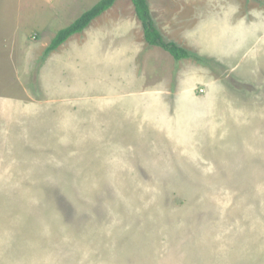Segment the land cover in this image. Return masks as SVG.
<instances>
[{"label":"rangeland","instance_id":"374dc122","mask_svg":"<svg viewBox=\"0 0 264 264\" xmlns=\"http://www.w3.org/2000/svg\"><path fill=\"white\" fill-rule=\"evenodd\" d=\"M63 1L0 0V264H264V0H149L199 60L127 93L133 6Z\"/></svg>","mask_w":264,"mask_h":264},{"label":"trees","instance_id":"16d2710c","mask_svg":"<svg viewBox=\"0 0 264 264\" xmlns=\"http://www.w3.org/2000/svg\"><path fill=\"white\" fill-rule=\"evenodd\" d=\"M119 0H100L90 10L83 13L70 26L58 31L55 38L46 49L47 53L57 50L70 37L83 32L96 18L112 8ZM136 14L142 22L145 40L150 46L160 47L168 52L176 61L198 57L191 54L186 48L174 41L168 40L158 29L153 18L148 0H132Z\"/></svg>","mask_w":264,"mask_h":264},{"label":"crops","instance_id":"0c3cea01","mask_svg":"<svg viewBox=\"0 0 264 264\" xmlns=\"http://www.w3.org/2000/svg\"><path fill=\"white\" fill-rule=\"evenodd\" d=\"M59 1H63V0H59ZM124 0H119V2H117V3H115L114 4V6L111 8V9H109V10H107L106 11V13H103L101 16H99L98 18H96L83 32H85V33H83L84 35H83V40L84 41H86V40H88L89 42H94L95 40H91V39H89V38H91L92 36H93V33H94V30H96V31H98L96 34H100L99 32H102V30H101V25H102V23H100V22H102V20L104 19V17L105 16H109L110 14H114V12H112V9H115V8H117V5L119 4V3H121V4H119L120 5V7H122V8H124L123 6H124V4H128V5H130V7L131 6H133V8H134V11H135V7H134V4H133V2H132V0H125V2H123ZM64 2V1H63ZM148 2H149V0H148ZM97 4V3H96ZM149 5H150V3H149ZM75 5H73V8H75L74 7ZM57 8H56V10L55 11H61V12H64V13H66L68 10H65L66 8H65V6H60V5H57L56 6ZM150 8H151V6H150ZM91 9V8H90ZM121 9V8H120ZM57 11V12H58ZM151 11H152V9H151ZM129 12V11H128ZM128 12L126 13V15H128ZM121 13H125V12H121ZM129 14H130V12H129ZM132 14V13H131ZM135 14H136V11H135ZM125 15V14H124ZM152 15H153V11H152ZM136 16H137V14H136ZM131 19H133V16L131 15ZM137 18H138V16H137ZM153 18H154V20H155V22L157 23V21H156V19H155V17H154V15H153ZM134 20V19H133ZM169 22L167 23L168 25H170L171 27H173V26H176V25H173V23H172V20H171V18H168L167 19ZM138 21L140 22V24L139 23H136V25H135V27L137 28V30H134V29H132L131 31H134L135 32V34L137 33V35H139L140 37H142L143 38V40H142V42L140 43V47L137 45V43H136V41H135V37L133 36L131 39H124L126 42H129L130 44H131V47L130 48H133V50H132V52L134 53V56H133V60H134V62L136 63H138V64H142V66L144 65V69L141 71L140 69H133L132 68V64H133V61H132V59L131 58H127V59H123V60H119V62L117 63H115V64H121V65H123V64H127V66H123L121 69H119V72L116 74L117 76H115L116 77V81H114L115 82V85L116 86H120V90H121V92L120 93H127V92H132V90L137 86V80H138V78H139V75H141V79H142V82H146L147 83V81H144V79H146V80H149V81H151L152 80V77H153V75L155 74V69L153 68V67H155V65L152 63L153 62V57L152 56H149V55H152V53H153V50H158V52L160 53V52H162V53H164L166 56H168L169 58H171V60H175L169 53V55L168 54H166L165 52V50H163L162 48H160V47H155V46H150L147 42H146V40H145V33H144V29H143V25H142V22L140 21V19L138 18ZM97 23H99L98 25H97V27H93L95 24H97ZM139 24V26L140 27H142V31H140V34H139V27L137 26ZM157 27H158V29L161 31L162 29H160L159 28V26H158V24H157ZM93 32V33H92ZM82 33V32H81ZM133 33V32H132ZM161 33L165 36L166 34H165V32L163 31H161ZM80 34V33H79ZM76 35H78V34H76ZM77 37H79V36H77ZM77 37H75V38H77ZM166 37V36H165ZM74 38V39H75ZM141 38V39H142ZM167 38V37H166ZM168 40H170V41H174V42H176L177 44H179L177 41H175V40H173V39H169V38H167ZM146 42V43H145ZM180 45V44H179ZM145 46H146V48H145ZM181 46V45H180ZM147 48H150L151 50H147ZM146 53V55L144 56H142L141 54L142 53ZM187 60V59H186ZM140 65L138 66V68H140ZM157 66V65H156ZM148 67H149V69H148ZM163 70H164V68H163ZM162 73H164V72H161V74ZM118 79L120 80V82L118 81ZM107 82L109 83V80H107ZM152 85V84H151ZM154 87L155 86H152V92H153V90H154ZM155 91V90H154ZM158 91V90H157ZM158 92H160V91H158ZM167 93H169L168 91H167Z\"/></svg>","mask_w":264,"mask_h":264},{"label":"built area","instance_id":"2783aa9c","mask_svg":"<svg viewBox=\"0 0 264 264\" xmlns=\"http://www.w3.org/2000/svg\"><path fill=\"white\" fill-rule=\"evenodd\" d=\"M201 92H203V91L201 90Z\"/></svg>","mask_w":264,"mask_h":264}]
</instances>
